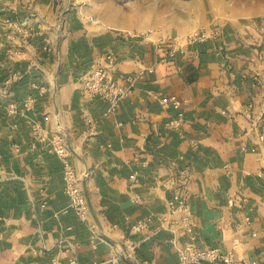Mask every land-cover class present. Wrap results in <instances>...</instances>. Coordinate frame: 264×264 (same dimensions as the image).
Returning <instances> with one entry per match:
<instances>
[{"label":"crops","instance_id":"obj_1","mask_svg":"<svg viewBox=\"0 0 264 264\" xmlns=\"http://www.w3.org/2000/svg\"><path fill=\"white\" fill-rule=\"evenodd\" d=\"M61 4L0 0V264H181L174 234L158 229L179 216L168 207L175 192L188 196L199 247L264 264V21L220 22L218 35L217 25H199L209 37L186 44L184 35L95 26ZM98 65L124 85L145 69L113 111L82 90ZM171 95L179 108L161 101ZM35 124L88 172L87 217L70 206L63 160ZM114 245H134L135 256L110 261Z\"/></svg>","mask_w":264,"mask_h":264},{"label":"built area","instance_id":"obj_2","mask_svg":"<svg viewBox=\"0 0 264 264\" xmlns=\"http://www.w3.org/2000/svg\"><path fill=\"white\" fill-rule=\"evenodd\" d=\"M5 24L13 27L16 31L22 33H29L28 28L24 22H18L11 18L5 19ZM153 30H135L129 33L130 37L147 38ZM217 30L212 31V35H218ZM210 33L206 29H194L185 36L182 40L186 44H193L203 42L209 37ZM171 56L175 55V49L167 50ZM116 57L114 53L110 52L107 55V61L113 63ZM149 70H152L149 68ZM145 69H140L137 73L131 74L127 77L128 84L119 83L116 79L109 75L108 69L103 65L96 66L89 74L83 84V92L89 96H99L106 100L110 107L109 111L117 108L121 100L127 95L131 85H133L140 77L143 76ZM161 101L163 103H171L175 108H179L181 102L176 96H163ZM9 112L16 111V105L13 102L8 104ZM170 126L175 128L180 126V120L173 119L169 122ZM35 137L43 142L49 149L54 150L63 160V182L64 192L67 195L70 206L81 218L87 217L89 214V203L87 196L82 186V178L88 176V172L80 174L69 160V150L61 138L57 135L48 134L39 124H35L32 128ZM133 181L137 180V173H134ZM168 207L170 215L178 214L166 218L164 223L158 228L165 229L174 234L173 243L175 244L179 261L181 264H263L257 259L245 260L236 259L233 251H224L219 247L201 248L196 244V237L194 233L195 223L192 213L189 209L188 196L186 194L175 192L168 200ZM151 218L138 221L132 226L133 231L143 230L148 226ZM186 234L188 237L182 242L176 240L179 234ZM135 246L132 245V251H119L114 245V250L111 252L110 261L118 262L121 258H133ZM53 264H60L59 260L53 258ZM71 264H80L77 259L71 258ZM149 264V262H145Z\"/></svg>","mask_w":264,"mask_h":264},{"label":"rangeland","instance_id":"obj_3","mask_svg":"<svg viewBox=\"0 0 264 264\" xmlns=\"http://www.w3.org/2000/svg\"><path fill=\"white\" fill-rule=\"evenodd\" d=\"M99 27L186 35L199 25L264 21V0H62ZM183 37V36H182Z\"/></svg>","mask_w":264,"mask_h":264}]
</instances>
